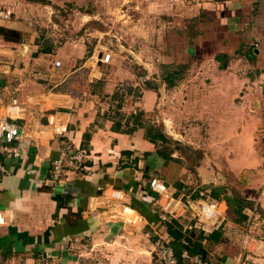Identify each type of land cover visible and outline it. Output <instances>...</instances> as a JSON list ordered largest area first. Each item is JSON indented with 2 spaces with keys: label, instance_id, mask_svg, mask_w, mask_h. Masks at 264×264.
I'll use <instances>...</instances> for the list:
<instances>
[{
  "label": "crops",
  "instance_id": "obj_1",
  "mask_svg": "<svg viewBox=\"0 0 264 264\" xmlns=\"http://www.w3.org/2000/svg\"><path fill=\"white\" fill-rule=\"evenodd\" d=\"M254 1L197 0L198 12L191 16L186 1L170 0L185 10L182 23L177 13L173 18L182 24L175 36L187 41L183 70L174 72L180 80L166 92L141 88L134 98L127 94L137 89L138 79L126 67L111 65V50L108 63H97L96 54H86L79 42L74 69L55 66L63 50L54 44L44 48L39 28L51 23L57 2L0 0V11L8 14L0 18V28L19 35L11 41L0 33V121H10L6 108L13 99L21 108L15 120L19 155L0 154L7 168L0 176L5 218L0 264H158L157 237L177 253H188L182 264H264V175L255 140L264 108V71L257 69L264 62L254 61L262 56L257 50L236 56L231 46L255 31L264 36V0L251 15L250 33L242 20ZM193 17L199 25L189 28ZM206 42L216 44L205 51ZM124 79L130 85L121 116H115L112 96ZM164 99L166 114L161 113ZM137 111L153 114V134L147 135L143 116L140 125L132 122L137 116L129 115ZM50 116L66 126L64 136L48 129ZM154 134L173 144L167 153ZM67 144L83 152L85 169H66L53 184L51 163ZM153 175L167 183L174 199L215 203L222 216L217 227L206 234L189 230L190 214L163 221L159 214L167 201L144 203L138 196L148 191ZM113 191L125 198L112 196ZM122 205L135 209L143 222H125Z\"/></svg>",
  "mask_w": 264,
  "mask_h": 264
},
{
  "label": "rangeland",
  "instance_id": "obj_2",
  "mask_svg": "<svg viewBox=\"0 0 264 264\" xmlns=\"http://www.w3.org/2000/svg\"><path fill=\"white\" fill-rule=\"evenodd\" d=\"M52 1L57 2V5L52 6V9L56 11L51 23L41 25L39 29L43 33L41 40L44 42V48H49V44H54L56 48L63 50V60H61L62 57L59 59L62 63L60 68L63 72L74 69L76 44L80 42L84 45L87 51L86 54L95 53L96 58H100L103 53L109 50L114 53H112L111 65L116 70L126 67L128 72L131 75L134 74L137 77L135 79H138L137 89H130L129 94H127L134 96V98L137 97V93L141 91V88L158 89L166 92L170 84L180 80L177 75L175 77L174 72L183 70L180 67L185 62V57L183 51L181 54V50L185 48L187 41L183 43L182 37L177 38L175 36L178 30L182 32V24L175 23L173 18L174 14L177 13L179 18H183L180 22H183L185 10L182 8L184 6L187 7L191 16L197 14V0H184L186 1L184 6L177 4L173 6L170 0H45L47 3H52ZM260 1L262 0L254 1L252 10L249 11L248 15L247 13L244 15L246 18L242 19L243 23H247L244 26L248 27L249 33L253 29V26H251L253 17L251 18V15L253 16ZM40 3H44V0ZM42 16L44 17V15ZM188 16L190 15L188 14ZM195 22H198V17L188 18L189 28L199 25ZM200 33L202 34L201 30ZM233 43L234 45L231 43V46L235 51L234 55L240 56L243 51L257 50L259 53L261 52L262 56L260 59L255 56L254 61L264 62L263 35L259 36L255 31V35L253 33L247 41H235ZM206 44L207 42L202 46L205 51L212 50L216 42ZM126 51H131L134 54H128ZM186 56V58L189 57L188 54ZM85 59H87L86 56L83 61ZM257 71H264V65H261V68ZM75 75H80L81 78L84 77L81 73H75ZM180 77H184V73L181 72ZM81 78L78 81L83 84ZM129 85L130 81L124 79L122 85L118 86L112 96L113 107L111 112L115 116H121V113H119L121 99H123ZM163 101L161 113L166 114V99ZM134 115L143 116L147 135L155 132L154 128L151 129L153 127L152 121L155 120L152 113L146 115L142 111H137L136 113L131 112L129 116ZM260 116L261 127L256 132L255 140L262 156L263 138L260 135L261 129L264 128V108L261 109ZM134 121H136V117L132 118V122ZM160 130H162L161 127ZM177 144L182 146L181 143ZM169 145L171 147L173 144L166 139L161 142L165 153L168 152ZM260 168H262V165ZM177 258L180 262H183L181 253H177Z\"/></svg>",
  "mask_w": 264,
  "mask_h": 264
},
{
  "label": "built area",
  "instance_id": "obj_3",
  "mask_svg": "<svg viewBox=\"0 0 264 264\" xmlns=\"http://www.w3.org/2000/svg\"><path fill=\"white\" fill-rule=\"evenodd\" d=\"M0 18L7 19L8 14L0 11ZM111 59V52L107 51L100 58H95L96 62L108 63ZM56 67L61 66L60 61L55 62ZM7 116L10 121H0V154L7 158H15L19 155V142L21 131L19 125L15 122L17 116L20 115L21 108L16 99H13L7 106ZM48 129L53 136L61 137L67 132L66 126L50 116L47 121ZM44 132V131H41ZM263 138L262 156H261V172L264 175V128L261 129ZM66 169L81 171L84 167V155L79 149L71 144H67L61 150L57 159L51 163L49 181L53 184L60 182L61 177ZM7 174L6 166L0 162V176ZM112 196L118 197L120 200L125 198V194L120 191H113ZM139 199L144 203H156L159 198H164L167 205L161 210L159 217L164 221L167 219H177L186 214H190L193 223L188 226L189 230H197L201 233L213 231L221 220V212L215 203L206 200H197L187 197L173 198V194L167 183L160 177L153 175L148 182V191L143 190L139 195ZM184 198V199H183ZM182 208L183 213L179 214L176 209ZM121 218L132 225L143 222V217L132 207L122 205ZM5 225V218L0 212V226ZM203 233V234H204ZM188 253L182 252L183 262L177 258V252L163 237H157L154 242V255L158 264H182L188 260Z\"/></svg>",
  "mask_w": 264,
  "mask_h": 264
},
{
  "label": "trees",
  "instance_id": "obj_4",
  "mask_svg": "<svg viewBox=\"0 0 264 264\" xmlns=\"http://www.w3.org/2000/svg\"><path fill=\"white\" fill-rule=\"evenodd\" d=\"M0 33L3 35V37H4V39H6V40H11V41H13V40H17L18 39V37H19V35L17 34V33H15L14 31H10V30H7V29H4V28H0ZM130 90V89H129ZM137 96H139V93H137ZM134 116H137V115H134ZM135 123L137 124V125H140V116H137V118H136V121H135ZM154 136H157L159 139H161V140H164L165 138H164V136L163 135H155L154 134ZM149 137V136H148ZM154 138V137H153ZM152 137H150V140L152 141V139H153ZM238 208H240V207H238ZM238 212V211H237Z\"/></svg>",
  "mask_w": 264,
  "mask_h": 264
},
{
  "label": "water",
  "instance_id": "obj_5",
  "mask_svg": "<svg viewBox=\"0 0 264 264\" xmlns=\"http://www.w3.org/2000/svg\"><path fill=\"white\" fill-rule=\"evenodd\" d=\"M189 240H190V238H189V237H187V238L185 239V242H186V241H189ZM185 247H186V246H185Z\"/></svg>",
  "mask_w": 264,
  "mask_h": 264
}]
</instances>
